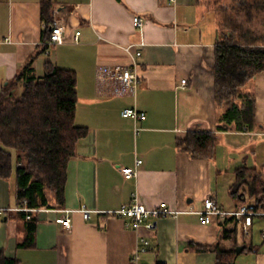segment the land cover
<instances>
[{"label":"crops","instance_id":"obj_1","mask_svg":"<svg viewBox=\"0 0 264 264\" xmlns=\"http://www.w3.org/2000/svg\"><path fill=\"white\" fill-rule=\"evenodd\" d=\"M42 1L0 0V95L30 60L38 78L44 76L47 62L75 71L76 123L87 127L88 134L69 161L63 208L35 209L24 216L15 175L0 177V206L5 210L0 254L20 264H134L144 239L146 251L139 253L144 264H217L214 247L224 241L220 219L204 223L189 211L201 210L207 197L225 211L253 201L247 198L246 185L240 190L245 195L238 197L232 187L240 168L256 166L263 144L264 72L250 86L256 98V128L219 130L223 110L215 102V64L221 38L215 12L205 3L53 0L54 16L64 19L67 31L62 44L43 51ZM135 15L144 18L142 29L135 27ZM77 31L81 34L75 41ZM129 45L142 51L135 96L114 94V82L98 78L103 67L132 65L125 50ZM22 85L20 81L15 92H21ZM135 105L147 114L137 124L122 115ZM191 131L216 133L212 158H194L179 149L178 140ZM138 158V175L126 178L121 169L134 167ZM136 197L150 208L165 202L183 212L158 219L153 229L128 228V220L111 211ZM83 206L91 212L89 219L80 211ZM66 217L71 218V229L63 225ZM31 221L33 243L21 246ZM245 223L240 220L241 250L234 264H264V217H253L248 234ZM232 225L229 221L226 227ZM223 244L230 246L229 241Z\"/></svg>","mask_w":264,"mask_h":264},{"label":"trees","instance_id":"obj_2","mask_svg":"<svg viewBox=\"0 0 264 264\" xmlns=\"http://www.w3.org/2000/svg\"><path fill=\"white\" fill-rule=\"evenodd\" d=\"M215 12L220 34L216 47L215 102L223 113L219 130L231 126L237 131H253L256 126V98L250 90L254 78L264 72V0H198ZM53 0L41 3L46 23L45 51L49 25L53 22ZM33 60L0 95V177L16 178L20 207L30 209L63 208L68 164L76 155L78 141L87 136L88 128L76 123L79 101L75 71L46 63L45 74L38 78ZM23 81L22 91L15 87ZM217 135L212 131H191L177 142L179 149L194 158H212ZM247 186L257 209L264 208V179L257 168L242 167L232 195L238 197ZM32 212V211H30ZM30 212L20 210L27 216ZM227 216L220 219L223 240L214 247L217 264H234L238 256L240 220ZM231 227H226L228 222ZM28 237L20 243L30 246L35 223H28ZM0 264H20L0 254Z\"/></svg>","mask_w":264,"mask_h":264},{"label":"built area","instance_id":"obj_3","mask_svg":"<svg viewBox=\"0 0 264 264\" xmlns=\"http://www.w3.org/2000/svg\"><path fill=\"white\" fill-rule=\"evenodd\" d=\"M134 25L138 29H142L144 26V18L140 15H135ZM67 31L66 22L62 17L55 16L53 22L49 25V39L46 41L48 47L55 44H62L65 40V34ZM80 31L75 34V41L79 40ZM7 42L10 41L9 38L5 39ZM1 43V41H0ZM145 43H141L144 45ZM125 50L132 57V65H116L111 67H103L98 72L99 81H106L111 79L115 84L114 94L125 95L131 94L136 95L137 89L140 83L139 75V58L142 55L140 49L134 50V45H129L125 47ZM187 79H183L182 83L185 85ZM122 115L125 117H131L137 124L139 121L144 120L147 116L146 112L139 109L136 105L132 107L125 108L122 111ZM140 127L135 126V131L138 133ZM142 163L141 159H137L134 167H124L121 169L122 173L126 178H133L138 175V169ZM19 210L33 211L28 207H20ZM83 217L89 219L91 217V212L85 206L80 209ZM112 214L117 215L122 218H126V226L128 228L139 229L140 227H145L147 229H153L155 227L156 221L160 218L174 217L177 218L183 211L175 210L170 208L167 203L162 202L156 207H147L145 204L141 203L136 197L133 201L129 203L122 204L118 209L111 211ZM195 212L199 215V218L204 223H211L214 217L218 219H224L227 216H235L236 218H245L246 223L244 225V231L246 234L249 233V226L253 217H264V208L257 209L254 204H240L236 209L232 211L223 210L213 197H207L204 200L203 208L199 211H189ZM5 210L0 206V221L3 220ZM30 217V216H28ZM63 225L66 229L72 228L71 218L66 217L63 220ZM262 235L264 237V228L262 230ZM143 244L146 246L148 241L142 239ZM145 246H140L137 253L133 257L134 264H144L140 261L139 253L141 251H146Z\"/></svg>","mask_w":264,"mask_h":264},{"label":"rangeland","instance_id":"obj_4","mask_svg":"<svg viewBox=\"0 0 264 264\" xmlns=\"http://www.w3.org/2000/svg\"><path fill=\"white\" fill-rule=\"evenodd\" d=\"M17 92L18 93L20 92V88L17 89ZM256 159H257V162L255 163L256 164L255 167H257L259 171H262V178L264 179V140H263L262 146H260V150L257 154ZM247 198L248 200H250L251 198L250 195L247 194Z\"/></svg>","mask_w":264,"mask_h":264},{"label":"water","instance_id":"obj_5","mask_svg":"<svg viewBox=\"0 0 264 264\" xmlns=\"http://www.w3.org/2000/svg\"><path fill=\"white\" fill-rule=\"evenodd\" d=\"M241 248H239L238 252H240Z\"/></svg>","mask_w":264,"mask_h":264}]
</instances>
